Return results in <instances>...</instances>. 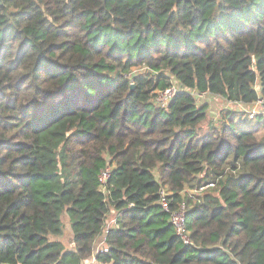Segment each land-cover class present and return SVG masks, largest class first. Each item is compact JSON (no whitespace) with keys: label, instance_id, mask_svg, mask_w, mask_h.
<instances>
[{"label":"trees","instance_id":"trees-1","mask_svg":"<svg viewBox=\"0 0 264 264\" xmlns=\"http://www.w3.org/2000/svg\"><path fill=\"white\" fill-rule=\"evenodd\" d=\"M201 92L264 96V0H0V264H264V133Z\"/></svg>","mask_w":264,"mask_h":264},{"label":"built area","instance_id":"built-area-1","mask_svg":"<svg viewBox=\"0 0 264 264\" xmlns=\"http://www.w3.org/2000/svg\"><path fill=\"white\" fill-rule=\"evenodd\" d=\"M181 89L182 87L179 85V83L172 82L170 86L164 89L155 90L152 101L158 106H165L171 100V98ZM208 95L211 94H208L206 92L194 94L195 98L197 96L205 97ZM222 105L223 107H228L233 105L235 106V110L247 114L248 116H257V115L264 116V96H259L255 101L250 103L222 100ZM112 171H113V166L111 165H106L102 169H100L98 175V181L100 182L102 188H104V185L106 184L107 180L110 178ZM210 186H213V183H209L204 186L201 185L198 188V190L202 191L203 189H206L207 187ZM168 194L169 193L168 192L166 193L164 189L160 191L159 204L161 208L168 213L169 221L174 227L176 234L181 237V239L185 244H189L190 240L188 238V234L186 231V208L184 207V204H181L176 210H170L169 201L166 199ZM100 247L103 251L106 250V247H104L102 243H100Z\"/></svg>","mask_w":264,"mask_h":264},{"label":"rangeland","instance_id":"rangeland-1","mask_svg":"<svg viewBox=\"0 0 264 264\" xmlns=\"http://www.w3.org/2000/svg\"><path fill=\"white\" fill-rule=\"evenodd\" d=\"M144 70H145V68L143 67V68H136V69H134L133 70V72L134 73H142L143 72V74H146L145 72H144ZM170 80H172V78L170 77ZM169 80V81H170ZM173 81V80H172ZM174 82H176V81H174ZM209 97V95L208 96H205V97H203V96H197L196 97V100H197V103L198 104H206L207 105V107H208V105L210 106V105H212V102H215L214 100H212V98L213 97H210V98H208ZM221 100V99H220ZM216 104H214L215 105V108L214 109H211V112L209 113V111H208V109H207V112L209 113L208 114V116H209V119H210V121H213L214 120V118H216V117H219L218 116V113L219 114H222V112H223V105H222V102L221 103H217V102H215ZM230 107H233V108H235V106H233V105H231ZM240 114H241V112L240 111H238ZM244 114V113H243ZM257 115V114H256ZM214 117V118H213ZM258 118V117H257ZM239 119H240V117L238 118V122L236 123L237 125H239L240 123H239ZM228 120V119H227ZM228 122H231V121H228ZM209 125H211L210 123H209V120L207 121V120H205V121H203V122H201L199 125H198V127L200 128V131H199V133L200 134H202L203 132H205V131H207V129L209 128ZM251 122H244V123H242L241 124V127L243 128V129H251ZM257 131H258V129H257ZM259 135L258 136H260V132L258 133ZM242 171L240 170V171H238V172H236V176L237 177H240L241 175H242V173H241ZM155 175H156V172H155ZM188 189H189V191L191 192V193H189V194H192V193H195V191L193 190L194 188H189V187H187ZM114 217H115V212L112 210L110 213H109V215H108V217H107V220H106V226H109L110 224H112V222L114 221ZM62 220H63V224H64V228H63V235H62V237L60 238L61 239V241H63V244H64V246H65V248H67V249H70V247H71V244H70V242H69V238L71 237V233H70V228H69V223H68V220H67V218L66 217H63L62 218Z\"/></svg>","mask_w":264,"mask_h":264},{"label":"crops","instance_id":"crops-1","mask_svg":"<svg viewBox=\"0 0 264 264\" xmlns=\"http://www.w3.org/2000/svg\"><path fill=\"white\" fill-rule=\"evenodd\" d=\"M210 97H213L212 100H214L218 104L222 102V100H220V98L216 95H209L208 98H210ZM215 102H212V105H210V106L208 105L207 109H208L209 113L211 112V109L215 108V105H214V104H216ZM199 105H201V104H199ZM223 109L224 110H223L222 114L218 113L219 117H216V118L213 117L214 120L212 122L214 125H217L218 121L221 120V118H226V120L228 119L227 121H231L232 123L236 124L238 122V118L240 117V119H239V123H240L239 126L240 127H241V124L244 122H251V125H250L251 128L252 129L257 128L258 129L257 134L260 132L261 133L260 136L263 135L264 125H263L262 119L257 118V116H248L247 114H243L242 112L240 114L237 110H235V108L230 107V106L223 107ZM209 113L207 112V114H209Z\"/></svg>","mask_w":264,"mask_h":264},{"label":"water","instance_id":"water-1","mask_svg":"<svg viewBox=\"0 0 264 264\" xmlns=\"http://www.w3.org/2000/svg\"><path fill=\"white\" fill-rule=\"evenodd\" d=\"M133 87H134V85H133V84H131L129 89L131 90Z\"/></svg>","mask_w":264,"mask_h":264}]
</instances>
